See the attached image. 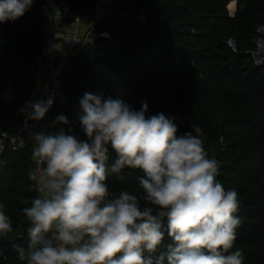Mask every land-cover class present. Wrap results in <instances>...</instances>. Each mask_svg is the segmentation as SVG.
Returning <instances> with one entry per match:
<instances>
[{
	"label": "trees",
	"instance_id": "16d2710c",
	"mask_svg": "<svg viewBox=\"0 0 264 264\" xmlns=\"http://www.w3.org/2000/svg\"><path fill=\"white\" fill-rule=\"evenodd\" d=\"M43 1L33 0L22 17L0 23V204L12 226L0 236V264H26L14 245L29 242L22 209L38 195L28 179L35 168L32 145L27 139L14 149L11 136L26 119L20 109L38 88ZM117 1L119 14L105 15L96 24L98 30L111 22L110 39L77 47L65 59L61 86L67 99L54 103L45 119L51 124L63 114L69 124L52 127V133L71 128L87 139L78 118L85 92L120 96L136 110L147 102L146 115L173 119L178 136L199 125L205 149L219 161L217 180L231 179L233 187L225 189L239 194L242 224L232 251H242L244 264H264V64L251 55L256 27L264 23V0H237L234 16L227 11L232 0ZM59 4L70 23L94 1ZM229 38L236 40V50L228 46ZM107 155L111 165L116 155L110 145ZM122 174L124 181L109 177V190L138 194L143 172L125 168ZM169 242L166 236L164 244Z\"/></svg>",
	"mask_w": 264,
	"mask_h": 264
},
{
	"label": "clouds",
	"instance_id": "9594fccd",
	"mask_svg": "<svg viewBox=\"0 0 264 264\" xmlns=\"http://www.w3.org/2000/svg\"><path fill=\"white\" fill-rule=\"evenodd\" d=\"M32 3L0 0V23L22 17ZM53 103L51 96L28 101L20 112L41 121ZM79 103L87 139L63 127L29 132L35 168L28 179L38 195L22 209L30 226L27 246L14 245L20 261L244 264L242 251H232L242 224L239 194L216 179L219 164L205 149L199 125L178 136L173 119L146 115L147 102L136 110L120 96L85 92ZM67 124L61 114L49 127ZM109 145L116 155L111 165ZM125 168L143 172L138 194L109 190V177L124 181ZM3 207L0 236H7L12 226Z\"/></svg>",
	"mask_w": 264,
	"mask_h": 264
},
{
	"label": "built area",
	"instance_id": "2783aa9c",
	"mask_svg": "<svg viewBox=\"0 0 264 264\" xmlns=\"http://www.w3.org/2000/svg\"><path fill=\"white\" fill-rule=\"evenodd\" d=\"M39 12L44 18V25L43 45L38 58L41 65H48L50 71L48 79L40 89L37 98L32 101L43 100L51 96L55 104H62L65 100L61 90V73L66 60H62L58 56V48L62 44V46H65L70 52H73L77 47L90 44L99 38L110 39V35L106 32H99L96 28V24L104 16V11L101 10L97 11L96 14L92 16V21L94 22L85 32H80L75 24H72V22L67 23L64 20L59 0H44ZM255 32L256 37L254 39V48L251 51V55L256 64H264V23L259 24ZM228 46L236 50V40L234 38H229ZM49 125L50 124L45 120L42 129L47 133H52L53 129L49 127ZM29 126V120L25 119L22 125L13 129L14 134L11 136V143L14 149L27 144L28 138L25 133ZM5 136L6 134L4 133L3 137Z\"/></svg>",
	"mask_w": 264,
	"mask_h": 264
},
{
	"label": "rangeland",
	"instance_id": "374dc122",
	"mask_svg": "<svg viewBox=\"0 0 264 264\" xmlns=\"http://www.w3.org/2000/svg\"><path fill=\"white\" fill-rule=\"evenodd\" d=\"M93 1H94V4H93V6L91 8L81 9L80 14L75 16L73 18V21H71L72 24H75V26L78 27V29H79V27H80L79 25L80 24H78V21H81V23H82L83 21L88 20L87 21L88 23L86 24L87 26H82L83 29H81V31L79 30L80 32H85L93 24L94 21L89 23L90 22L89 20H92V16L95 15L97 11H100V10L104 11V16L108 15V14H112V15L119 14V10H118V7H117V5H118V1L117 0H93ZM237 4H238V1H237ZM144 19H145V15L141 16L139 18L140 21H144ZM110 25H112L111 22H108V24L106 26L102 25V27H100L98 29V31L99 32H101V31L102 32H106V33H108L110 35L109 30H107L108 26H110ZM103 30H105V31H103ZM40 66H42V65L40 64ZM61 90H62V86H61ZM62 93H63V96H64V100H66L67 99L66 98L67 97L66 93L63 92V91H62ZM30 101H32V98H31ZM213 154H214V152L211 153V155H210L211 158H214ZM218 163H219V161H218ZM218 181L221 182L223 184V186L233 187V182H232L231 179H228V181H221V180H218Z\"/></svg>",
	"mask_w": 264,
	"mask_h": 264
},
{
	"label": "crops",
	"instance_id": "0c3cea01",
	"mask_svg": "<svg viewBox=\"0 0 264 264\" xmlns=\"http://www.w3.org/2000/svg\"><path fill=\"white\" fill-rule=\"evenodd\" d=\"M240 6L237 4L236 0H232L229 2V4L227 5V11L229 13L230 16H234L237 11L239 10ZM71 21H73V18L71 19ZM88 20H85L81 23V21H78V24H80L79 26V30L81 31V29H83L82 26H87L86 24ZM91 23L92 20H89ZM70 53V51L65 47V46H61L58 48L57 54L58 56L62 59L65 60L68 56V54ZM49 67L47 64H43L42 66L39 67V70L37 72V81H38V88L36 89V91L33 93L32 95V100L37 98V95L40 91V89L42 88V86L44 85V83L47 81L48 79V75H49ZM45 117L41 120V121H32L29 120V128L26 131L25 135L27 136L28 140L30 141L32 147H33V141L30 139L29 137V132H40L43 131L42 129V125L45 123Z\"/></svg>",
	"mask_w": 264,
	"mask_h": 264
}]
</instances>
